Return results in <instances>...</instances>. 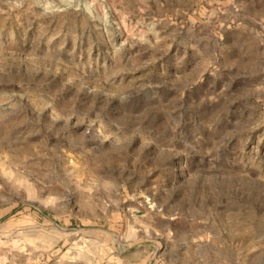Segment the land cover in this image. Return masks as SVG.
<instances>
[{"label":"rangeland","instance_id":"1","mask_svg":"<svg viewBox=\"0 0 264 264\" xmlns=\"http://www.w3.org/2000/svg\"><path fill=\"white\" fill-rule=\"evenodd\" d=\"M0 264H264V0H0Z\"/></svg>","mask_w":264,"mask_h":264}]
</instances>
